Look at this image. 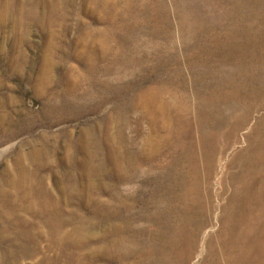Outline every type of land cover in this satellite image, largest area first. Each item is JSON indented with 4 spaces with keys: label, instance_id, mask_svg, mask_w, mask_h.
Instances as JSON below:
<instances>
[{
    "label": "rangeland",
    "instance_id": "1",
    "mask_svg": "<svg viewBox=\"0 0 264 264\" xmlns=\"http://www.w3.org/2000/svg\"><path fill=\"white\" fill-rule=\"evenodd\" d=\"M0 264H264V0H0Z\"/></svg>",
    "mask_w": 264,
    "mask_h": 264
}]
</instances>
